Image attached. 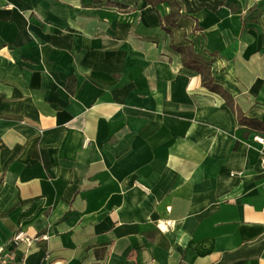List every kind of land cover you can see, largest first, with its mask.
<instances>
[{"label": "crops", "instance_id": "crops-1", "mask_svg": "<svg viewBox=\"0 0 264 264\" xmlns=\"http://www.w3.org/2000/svg\"><path fill=\"white\" fill-rule=\"evenodd\" d=\"M178 2L0 0V264H264V0Z\"/></svg>", "mask_w": 264, "mask_h": 264}, {"label": "trees", "instance_id": "trees-1", "mask_svg": "<svg viewBox=\"0 0 264 264\" xmlns=\"http://www.w3.org/2000/svg\"><path fill=\"white\" fill-rule=\"evenodd\" d=\"M151 7H155L161 3H167L170 6V14L161 20V27L166 30L168 27H175L178 19L180 18V4L178 0H145ZM110 7H115L119 11H127L129 10L127 6L118 4V3H107ZM181 55H183L182 63L185 67H188L194 71H196L201 78V83L203 87L208 90L218 94L225 103L229 106L231 111L236 116L237 122L239 125H244L247 127H252L253 122L245 119L240 108L235 104L232 97L223 89L216 86L213 82V78L211 77L210 70L206 66H202L200 64H196L194 62H188L184 59V56L188 54L185 48L176 49ZM190 57L192 54L190 53Z\"/></svg>", "mask_w": 264, "mask_h": 264}, {"label": "built area", "instance_id": "built-area-1", "mask_svg": "<svg viewBox=\"0 0 264 264\" xmlns=\"http://www.w3.org/2000/svg\"><path fill=\"white\" fill-rule=\"evenodd\" d=\"M255 140L259 143L263 142V138L261 136H256L255 137ZM142 190L144 191H147L145 188L141 187ZM13 240L14 242H23V241H29L28 238L26 237L25 233L22 232V231H19L17 232L14 236H13ZM0 252H1V249H0ZM48 258H45V264H61V262L59 261H55V260H52V261H48L47 260Z\"/></svg>", "mask_w": 264, "mask_h": 264}]
</instances>
